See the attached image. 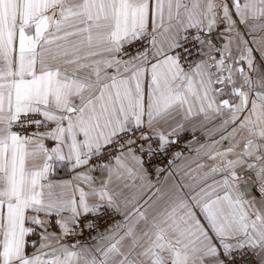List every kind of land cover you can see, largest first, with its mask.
Segmentation results:
<instances>
[{
    "label": "snow or ice",
    "instance_id": "obj_1",
    "mask_svg": "<svg viewBox=\"0 0 264 264\" xmlns=\"http://www.w3.org/2000/svg\"><path fill=\"white\" fill-rule=\"evenodd\" d=\"M0 264H264V0H0Z\"/></svg>",
    "mask_w": 264,
    "mask_h": 264
},
{
    "label": "crops",
    "instance_id": "obj_2",
    "mask_svg": "<svg viewBox=\"0 0 264 264\" xmlns=\"http://www.w3.org/2000/svg\"><path fill=\"white\" fill-rule=\"evenodd\" d=\"M216 39H217V40H221V39H222V37H220V36H217V37H216Z\"/></svg>",
    "mask_w": 264,
    "mask_h": 264
}]
</instances>
